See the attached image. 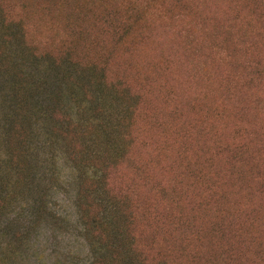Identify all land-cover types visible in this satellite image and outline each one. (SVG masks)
I'll return each instance as SVG.
<instances>
[{"label": "rangeland", "instance_id": "obj_1", "mask_svg": "<svg viewBox=\"0 0 264 264\" xmlns=\"http://www.w3.org/2000/svg\"><path fill=\"white\" fill-rule=\"evenodd\" d=\"M104 13L128 28L122 39ZM263 27L264 0H0V264H126L127 224L151 246L180 240L159 231L178 217L203 225L186 262L264 264V80L250 67L264 61ZM67 55L107 61L117 88Z\"/></svg>", "mask_w": 264, "mask_h": 264}, {"label": "trees", "instance_id": "obj_2", "mask_svg": "<svg viewBox=\"0 0 264 264\" xmlns=\"http://www.w3.org/2000/svg\"><path fill=\"white\" fill-rule=\"evenodd\" d=\"M29 7L27 5H23L21 10L18 9L16 12H12V13H27L28 12ZM3 13H11V11H7L6 8H2ZM21 15H19L18 18H15V21H12V19H9V21L11 22V24H15L17 27H19L21 29V31H23V23H21ZM108 19H110V15L108 13H104L101 21L103 23V28H108L105 27V25L107 26H111L114 27L116 29V32H118L120 34V38L122 39V37H124L127 33L126 31L128 30L127 27L123 28L118 26V25H114L113 22L108 21V23L110 22V24H105L104 22L107 21ZM264 28V27H263ZM121 31H120V30ZM191 29H189L187 32H190ZM218 34H220L221 36V32L220 29L216 30L213 34H207V38H218ZM245 34L242 36L244 38ZM241 39L240 42L238 43H233V48L232 49H228V52H233L234 48L236 47H240V45H242L245 42H248V40H244ZM213 46V45H212ZM212 46L210 48H212ZM245 50L248 51L247 46H245ZM261 55V53H256L253 55L254 61L250 64V67L252 68L253 72L256 73L257 78H261L262 81L264 80V61L261 62V59L258 58V56ZM75 58H78L77 55H74ZM228 57L229 59L232 58L231 54L228 53ZM67 59H63L65 61H67L69 64L75 66L79 72L82 73H87L88 71H93V69L95 71H97L96 67L98 66L100 69V80H101V84L103 85H107L109 87H113V88H117V86H115L113 84V79L109 76L106 77L105 75V63L107 61H103V62H98V61H86L83 62L82 59L78 58V59H74L73 57H69V55L66 56ZM256 58V60H255ZM62 60V61H63ZM70 60V61H69ZM61 61V62H62ZM230 62H232L230 60ZM98 64H101L100 66ZM248 68V67H247ZM250 68V69H251ZM122 78H120V80H116L119 82H116L117 84L124 85L125 83L123 81H121ZM131 97L135 98L134 104L131 106H127V115L129 114L128 118L129 120L126 118L123 120V127H122V131H121V136L122 138H126V139H131L132 136V132L135 129V123H136V119L137 116L139 115L138 110V100L139 98V93L137 91H131ZM130 97V95H128ZM130 97V98H131ZM132 99V98H131ZM133 100V99H132ZM118 121V118H116V122ZM122 120L118 121V125L121 124ZM152 124V127L154 128V130L156 129H162L163 127V123L157 122ZM179 122V121H177ZM138 129V128H137ZM136 129V131H137ZM125 130V132H124ZM135 131V132H136ZM148 132V130H147ZM187 132L182 133L183 135H186ZM161 148V147H160ZM162 149L166 150L165 148L162 147ZM232 151L239 153V151L241 149H246L245 145L242 144H236L232 147ZM187 151H189V149H186ZM230 151V152H232ZM155 153V152H154ZM128 154H123L121 155L120 158L124 159ZM155 155H161V156H166V154L161 150L158 154L155 153ZM241 160L239 158H233L232 159V164L230 165V168H233L235 166H237L239 164V169L241 168L240 166ZM177 164V162H176ZM152 166V165H151ZM150 166V167H151ZM203 169H207V166ZM225 171L229 174V170H228V166L225 167ZM178 174L176 175V177H178ZM231 177H233L232 175H229ZM234 178V177H233ZM115 180H116V171L113 168L110 167H105L103 169L102 172V181L103 184L105 186L106 191H110L112 193H114V187H115ZM243 177H240V181H243ZM163 181V179L159 182V184H162L161 182ZM108 189V190H107ZM119 190H122V188H118ZM161 193L163 195L166 194V189H161ZM230 193H235L236 195H234L235 200L232 202H238L239 198H240V190H235V192H230ZM123 196H121L122 199H127L128 197L125 194H121ZM110 198L113 201H116V196H110ZM119 198V197H118ZM119 198V200L117 201L119 202H123V200ZM117 203V204H118ZM252 203L250 200L243 202V205H237V210L238 211H234L231 212L232 214H239L240 211L245 210V208H249L251 206ZM253 204V203H252ZM255 217V216H254ZM252 218L249 222V224L251 225H255L257 223L255 218ZM221 222H223L221 219H219ZM213 221H215L216 225L218 228L222 227L223 224L220 222L219 224L217 223V221L214 219ZM160 224L163 226V228H159V231L161 233L164 234H170L171 232H173L175 230L176 231H180L182 237L180 238V240L178 241H173L171 243L168 242L167 239H165L164 237H162L163 240L161 241H152L151 242V246H148L144 243L141 242L139 233L137 232L138 225H134L133 229H129L128 231V224L125 226L126 228V233H125V237L126 239L123 237L122 240H124V242H126V252L123 253V257H125V262L126 264H175V259H172L169 262V259L171 257L169 256V253L171 254V256H173L175 253L181 252L184 256H182L179 260V263L181 264H190V261L186 262V258L188 259L190 255L185 256V252H190L192 250L191 247V238H196L197 242L200 243L201 240L197 239L199 238L202 233H203V225L202 224H198L197 222L194 223V219L192 218L191 220H183L181 217H178L174 225L169 224L168 222L165 221H161L160 220ZM87 225V223H86ZM85 225V226H86ZM90 225V224H89ZM171 226V227H169ZM218 231V229H217ZM215 231V232H217ZM154 247H156L154 249ZM179 248V249H176ZM196 250L198 251L199 248L196 247ZM151 251H154L153 253H151ZM177 256V255H176ZM169 262V263H168ZM95 264V262L93 263ZM97 264V263H96Z\"/></svg>", "mask_w": 264, "mask_h": 264}]
</instances>
